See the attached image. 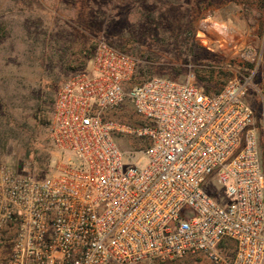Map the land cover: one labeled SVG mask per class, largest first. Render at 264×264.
<instances>
[{"label": "built area", "instance_id": "obj_1", "mask_svg": "<svg viewBox=\"0 0 264 264\" xmlns=\"http://www.w3.org/2000/svg\"><path fill=\"white\" fill-rule=\"evenodd\" d=\"M140 65L98 41L88 66L59 87L48 121L66 161L45 178L0 168V264L194 254L264 264V93L257 116L254 75L208 95L193 73L135 82ZM126 106L134 122L116 116ZM124 135L146 143L137 164L124 163ZM208 179L223 200L205 189Z\"/></svg>", "mask_w": 264, "mask_h": 264}, {"label": "rangeland", "instance_id": "obj_2", "mask_svg": "<svg viewBox=\"0 0 264 264\" xmlns=\"http://www.w3.org/2000/svg\"><path fill=\"white\" fill-rule=\"evenodd\" d=\"M100 40L141 61L135 82H183L209 65L221 67L226 81L253 74L249 102L260 113L263 0H0V168L45 178L66 161L47 154L48 121L59 87L88 66ZM116 116L135 121L129 106ZM116 142L126 166L142 159V139ZM204 187L223 200L212 179ZM140 264L212 263L194 254Z\"/></svg>", "mask_w": 264, "mask_h": 264}, {"label": "trees", "instance_id": "obj_3", "mask_svg": "<svg viewBox=\"0 0 264 264\" xmlns=\"http://www.w3.org/2000/svg\"><path fill=\"white\" fill-rule=\"evenodd\" d=\"M249 67L252 68V65H249ZM139 70H138V73H139ZM194 75H195L196 83L198 84V86L203 88L205 93L208 95H215L219 93L223 89V87L228 83V81L224 79L222 80V78L226 76V73L223 71V69L221 67L217 68L214 65H209L207 67L197 69L196 74ZM47 148H48L47 154L48 156H50V158L51 157H58V158L61 157L60 153L52 145L49 138L47 141Z\"/></svg>", "mask_w": 264, "mask_h": 264}, {"label": "crops", "instance_id": "obj_4", "mask_svg": "<svg viewBox=\"0 0 264 264\" xmlns=\"http://www.w3.org/2000/svg\"><path fill=\"white\" fill-rule=\"evenodd\" d=\"M93 51H94V50H93ZM93 51L89 54V61H90V59H91V57H92ZM81 70H84V69H80V70H77V71H81ZM77 71H76V72H77Z\"/></svg>", "mask_w": 264, "mask_h": 264}]
</instances>
